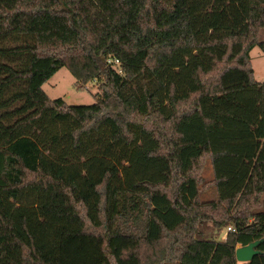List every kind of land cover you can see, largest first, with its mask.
Wrapping results in <instances>:
<instances>
[{
	"label": "trees",
	"instance_id": "trees-1",
	"mask_svg": "<svg viewBox=\"0 0 264 264\" xmlns=\"http://www.w3.org/2000/svg\"><path fill=\"white\" fill-rule=\"evenodd\" d=\"M263 30L264 0H0V264H264ZM62 68L96 103L49 98Z\"/></svg>",
	"mask_w": 264,
	"mask_h": 264
},
{
	"label": "rangeland",
	"instance_id": "rangeland-1",
	"mask_svg": "<svg viewBox=\"0 0 264 264\" xmlns=\"http://www.w3.org/2000/svg\"><path fill=\"white\" fill-rule=\"evenodd\" d=\"M260 42H264V30L260 34ZM251 62L255 71V80L257 83H264V51L260 45H257L251 52ZM118 69V65L115 67ZM98 81H92L87 85L79 83L70 73L67 68H62L57 74H55L44 86L43 90L52 100L62 99L68 105L75 106H88L96 103L98 95H102ZM213 168L211 160L208 159L205 163L202 178L204 183L207 184V190L201 193V201L209 202L218 199V191L214 186L210 185L212 181ZM262 207L258 209L259 212H264V195L262 197ZM229 227H232L230 225ZM228 233V227L225 228L221 235L218 236V240H221V236ZM209 237H213L216 234L215 231L208 233ZM217 239V238H216Z\"/></svg>",
	"mask_w": 264,
	"mask_h": 264
},
{
	"label": "water",
	"instance_id": "water-1",
	"mask_svg": "<svg viewBox=\"0 0 264 264\" xmlns=\"http://www.w3.org/2000/svg\"><path fill=\"white\" fill-rule=\"evenodd\" d=\"M264 240L253 242L247 246H240L236 250V259L239 263H250L261 252L258 250L259 245Z\"/></svg>",
	"mask_w": 264,
	"mask_h": 264
},
{
	"label": "built area",
	"instance_id": "built-area-1",
	"mask_svg": "<svg viewBox=\"0 0 264 264\" xmlns=\"http://www.w3.org/2000/svg\"><path fill=\"white\" fill-rule=\"evenodd\" d=\"M109 63H110L111 65H114V66H117V65H118V67H120V62H119L118 60H113V59H111V60H109ZM120 73H122L121 70H120ZM231 231H233L232 227H228V233L231 232ZM228 233H226V235H227ZM225 239H226V238H225Z\"/></svg>",
	"mask_w": 264,
	"mask_h": 264
},
{
	"label": "crops",
	"instance_id": "crops-1",
	"mask_svg": "<svg viewBox=\"0 0 264 264\" xmlns=\"http://www.w3.org/2000/svg\"><path fill=\"white\" fill-rule=\"evenodd\" d=\"M213 179H214V177H213ZM212 179V180H213ZM216 188V187H215ZM205 190H207V189H205ZM217 190V189H216ZM207 191H209V190H207ZM216 200H218V199H216ZM213 201H215V200H213ZM209 202H212V201H209ZM225 238H226V233L223 235V236H221V240H225ZM238 247H240V246H238Z\"/></svg>",
	"mask_w": 264,
	"mask_h": 264
}]
</instances>
